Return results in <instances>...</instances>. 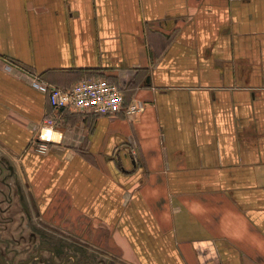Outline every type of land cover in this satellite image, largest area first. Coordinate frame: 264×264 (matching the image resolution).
I'll return each instance as SVG.
<instances>
[{
    "label": "crops",
    "instance_id": "obj_1",
    "mask_svg": "<svg viewBox=\"0 0 264 264\" xmlns=\"http://www.w3.org/2000/svg\"><path fill=\"white\" fill-rule=\"evenodd\" d=\"M92 78L142 112L31 84ZM0 194L83 264H264V0H0Z\"/></svg>",
    "mask_w": 264,
    "mask_h": 264
},
{
    "label": "built area",
    "instance_id": "obj_2",
    "mask_svg": "<svg viewBox=\"0 0 264 264\" xmlns=\"http://www.w3.org/2000/svg\"><path fill=\"white\" fill-rule=\"evenodd\" d=\"M31 84L45 94L51 107L58 111L70 109L77 113H90L95 116H115L122 113L126 117H135L143 109L141 102L125 103L119 86L104 78L81 80L67 89L45 84L38 79H34ZM49 125H52L51 121H48ZM52 142L54 140L50 137L41 139L34 145V151L45 154Z\"/></svg>",
    "mask_w": 264,
    "mask_h": 264
},
{
    "label": "rangeland",
    "instance_id": "obj_3",
    "mask_svg": "<svg viewBox=\"0 0 264 264\" xmlns=\"http://www.w3.org/2000/svg\"><path fill=\"white\" fill-rule=\"evenodd\" d=\"M1 195V194H0ZM10 208H7L4 206V203L2 200H0V259L7 263V264H20V262H26L30 256H33L35 253L36 248L40 245L42 242L41 234L44 233L45 235L50 237L49 245L59 250V255L57 256V259L54 260V263L62 262L64 259V252L69 251L70 249H67L66 246L72 245V248H75V252L78 254L73 255L78 257V259L81 261V264L86 263L85 262V254H86V248L83 247V244L78 241L74 240L73 238H66V235H62L61 238H52L51 235H48L46 231L44 232L40 228H37V224L40 222H36L35 224H32L31 227H34L39 234L38 236H34L33 233H31V230L29 231L28 238H21V237H15L16 234H19L21 232L20 230V208H16L13 211L7 212ZM5 214V215H4ZM14 233V237H10V234ZM30 236H34L36 238L32 239ZM76 243V244H75ZM96 258L94 259H102L99 256H94ZM33 264H53L51 261V256L48 251L42 250L40 252V255L38 258L33 260Z\"/></svg>",
    "mask_w": 264,
    "mask_h": 264
},
{
    "label": "flooded vegetation",
    "instance_id": "obj_4",
    "mask_svg": "<svg viewBox=\"0 0 264 264\" xmlns=\"http://www.w3.org/2000/svg\"><path fill=\"white\" fill-rule=\"evenodd\" d=\"M3 199H5V197L3 198ZM31 229V233H33V235L34 236H38L37 234H39L38 232H37V234H35L36 232V229L34 228V227H31L30 228ZM35 232V233H34ZM34 236H32V237H30V238H32V239H34V238H36V237H34ZM41 239H42V242L40 243V245L36 248V250H35V253L37 252V251H39V252H41L42 250H46V249H53L54 250V259H56V257H57V255H58V252H59V250L58 249H56V248H54V247H52L51 245H49V240H50V237L49 236H47V235H45L44 233H42L41 234ZM67 247V249H70L71 248V250H69V251H65V255H64V259H63V261L60 263V262H57L56 264H72V262H74L75 264H79L80 263V260L76 257V256H74V258H71V257H69V256H73V255H76V252L78 251H76L75 252V248H72L73 246L72 245H68V246H66ZM49 252V251H48ZM49 254H50V256L52 257V254L49 252ZM31 257V256H30ZM30 257H29V259H30ZM76 258V259H75ZM51 261H52V259H51ZM24 263H26V262H20V264H24Z\"/></svg>",
    "mask_w": 264,
    "mask_h": 264
},
{
    "label": "water",
    "instance_id": "obj_5",
    "mask_svg": "<svg viewBox=\"0 0 264 264\" xmlns=\"http://www.w3.org/2000/svg\"><path fill=\"white\" fill-rule=\"evenodd\" d=\"M46 250H48L52 254L51 259H52V263H53L54 262V250L53 249H46ZM39 255H40V252L38 251L37 255H33L30 259H33V258L36 259V258H38ZM29 262H30V260H29ZM0 264H5V263L0 260Z\"/></svg>",
    "mask_w": 264,
    "mask_h": 264
}]
</instances>
